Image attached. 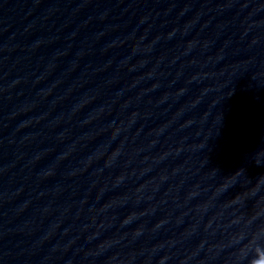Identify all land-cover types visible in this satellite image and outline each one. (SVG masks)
<instances>
[{
    "label": "clouds",
    "instance_id": "obj_1",
    "mask_svg": "<svg viewBox=\"0 0 264 264\" xmlns=\"http://www.w3.org/2000/svg\"><path fill=\"white\" fill-rule=\"evenodd\" d=\"M262 264H264V262H262Z\"/></svg>",
    "mask_w": 264,
    "mask_h": 264
}]
</instances>
